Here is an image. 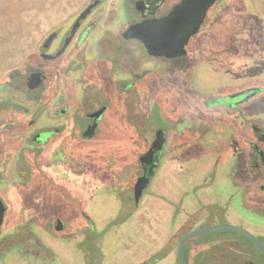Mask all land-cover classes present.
Returning <instances> with one entry per match:
<instances>
[{
    "label": "flooded vegetation",
    "instance_id": "1",
    "mask_svg": "<svg viewBox=\"0 0 264 264\" xmlns=\"http://www.w3.org/2000/svg\"><path fill=\"white\" fill-rule=\"evenodd\" d=\"M139 1L147 0H120L119 9L110 17L118 16L116 23L97 32L108 0H90L86 7L96 4L81 19L66 46L80 13L66 27L51 30L24 68L8 73L1 83L0 139L4 143L18 136L23 142L8 150L0 145V175H18L11 184L0 186L7 208L0 228V264L61 263L41 232L62 244L72 243L87 263L99 264L98 255L104 252L106 241L95 235L89 211L100 191L107 190L103 198L108 202L113 193L120 195L116 220L107 223L117 226V219L133 201L139 206L170 149L204 141L213 133H229L234 146L233 182L244 190L246 207L264 213V117H242L245 104L264 95V79L202 90L195 80L196 35L187 44L186 53L174 58L151 56L140 40L123 36L130 25L161 17L180 0H159L154 14H145L148 8L144 12L138 9ZM242 1L250 7L248 14L255 15L250 22L260 41L256 65L264 69V63L259 62L264 61V0H218L201 29L224 10L236 12ZM226 61L238 69L233 58ZM34 73L43 78L31 83ZM135 102L142 115L139 124L134 118ZM148 119L156 129L152 139L142 126ZM120 130L132 131L126 141L140 148L135 158L116 154V146L125 141L120 140ZM159 131L165 142L149 161L144 155ZM19 154L23 160L13 164ZM151 171L153 175L136 201V184L142 174L149 176ZM11 211V227L4 231ZM79 232L80 249L77 241L71 240ZM240 238L259 256L242 243L248 255L240 253L246 259L219 255L207 258L208 262L264 264V255L255 245ZM254 258L256 263L250 261Z\"/></svg>",
    "mask_w": 264,
    "mask_h": 264
},
{
    "label": "rangeland",
    "instance_id": "2",
    "mask_svg": "<svg viewBox=\"0 0 264 264\" xmlns=\"http://www.w3.org/2000/svg\"><path fill=\"white\" fill-rule=\"evenodd\" d=\"M89 1L90 0H0V11L3 12L2 14L4 19L9 20V18L13 17L22 24L20 28L21 32L17 38V40L19 39L18 43L21 45L27 44L29 46V50H31V53H29L27 56L24 65L28 63V58L31 56L33 49L41 45L43 39L51 30L63 28L69 25V20L78 15L86 7ZM105 7L107 13L106 16L100 20V25L97 32L106 26H112L116 23L118 16H115L114 18L110 17H112V12L119 9L120 0H108V2L105 4ZM249 8L250 7L242 1L241 4L236 6V12L224 10L211 19L208 24H206L198 34H196L195 43L197 46V64L195 67V80L197 86L201 87L202 90L210 92L211 90H216L221 85H226L229 83H241L257 78L264 79V69L256 65V58L258 55L257 53L260 49V41L257 37V32L254 30L255 28L253 24L250 22L253 21L252 18L255 15L253 13H251L252 15L248 14L250 10ZM219 25H225L227 28L217 31V27ZM230 58L234 59V67H237L239 70L230 67L232 64L226 61ZM259 62L264 63V61ZM24 65L22 66L23 68ZM7 75L8 73H6L0 80V87L1 83L7 79ZM134 104L133 112L136 114L134 118L139 124L140 118H138V116L141 117L142 115L139 112L140 110L138 108L137 102ZM254 116L264 117V95L255 98L244 106L242 117L246 119L252 118ZM231 118L235 120L233 117H228L229 120H231ZM142 122L146 123L142 124V126L145 127V132L150 137V139H152L156 129L149 123V119L147 121L143 120ZM225 134L228 136L224 151L227 153V159L221 161V170H211V172L206 175L208 181H210L208 182L209 184L205 185V187L209 189V192L213 196H215L217 193L223 194L221 197L222 201L219 202L220 204L217 207L202 205L198 209V212L200 213V216L201 213H203L202 219L204 221L209 219L216 225L229 223L228 221H244L247 224L242 227L260 237L261 241L264 243V238L259 235L255 229L257 225H264V213L250 210L243 204L244 190L240 188V186L234 184L231 173V159L234 152V146L231 142H229V133L226 132ZM131 135L132 131H123L120 140L125 139V141L120 143L121 145L116 146L117 155H126L131 158L136 157V150L138 147L126 141L127 139L131 138ZM22 142L23 139L18 136H11V138H8V140L4 143H2L0 139V145H4L3 150H8L9 147L19 148L20 143ZM174 150L175 149H170L167 155H171ZM176 153L178 152L173 154ZM167 157H165L164 160ZM22 158L23 157L20 154L15 156V159H13V164L14 162L17 163L18 161L23 160ZM215 173H217L216 177ZM17 176V174L13 173V176L10 175L9 178H6V176H2L1 174L0 186L3 184H11L17 178ZM152 187L153 183L145 191L143 197L145 195L154 194L152 192ZM104 194H108L107 190L100 191L98 194L100 197H98L97 203H95L96 205L89 211V214L95 221V235L99 234L98 236L106 241L104 245V252L98 255V263L128 264L129 261L133 260L132 256H136L137 253L143 254L147 249L150 248L151 244L149 243L151 241L148 239L150 235L148 234V228H146L147 225L142 223V225L139 226L138 223L132 222V215L138 209L137 208L135 211H133L135 207L134 201L132 205L133 207L131 206L130 209L126 210L122 215L119 216L116 221L117 226H112L110 223L107 225L110 219L116 220L115 217L118 215L120 195L118 192H116V194L113 193L110 196L108 202L105 201V198H103V196H106ZM195 196H197V194ZM189 197L190 195L188 193L183 195V199H187ZM181 204L182 200L181 203H174V206L176 208L177 206L181 207ZM130 213H132V215L126 219ZM178 215H180V212ZM11 217L12 211L10 212L9 218L5 223L4 231L10 229ZM172 223L173 225L175 223L174 217ZM194 223L195 220L190 218V220L188 219V221H186L185 226L188 227ZM107 230L108 232L106 233ZM225 232L231 231L192 237L187 242L186 246V254L188 255L187 258L189 263L193 264L190 258V251H193L195 244H197L199 241L205 243L207 257L209 256L215 259L219 255H225L228 259L244 260L245 257L243 258L240 252L237 253L236 251H229V248L233 247L236 241H240L247 248H251L252 246L247 245L240 238L242 235L238 232L232 231V235L216 236L217 234H224ZM180 234L181 231H175L174 234L168 238V240L161 247V250L159 249L160 251L156 254L158 259L154 258L155 256L153 255L149 257V260H152L151 264H180L177 251ZM41 235H43L48 240L49 237H47L44 232H41ZM50 239L53 240V242L50 243L55 244L59 250H56L61 259V263L58 264H89L86 262L85 257H83L81 253L73 250L72 243L62 244L61 242H58L52 238H49V240ZM130 239L135 245L131 242L130 248H125L124 245ZM71 240L77 241L78 249L83 246L81 232L76 234V236L71 238ZM84 244L86 245L87 243ZM252 248L251 250L254 249ZM111 250H114L115 253H111ZM204 253H202V255H204ZM254 253H256V256H259L258 251L255 249ZM63 255L69 256L68 260L66 259L65 261ZM250 261L256 263L255 258L251 259ZM147 262L148 260L143 264H147ZM7 264L16 263L10 261L7 262Z\"/></svg>",
    "mask_w": 264,
    "mask_h": 264
},
{
    "label": "crops",
    "instance_id": "3",
    "mask_svg": "<svg viewBox=\"0 0 264 264\" xmlns=\"http://www.w3.org/2000/svg\"><path fill=\"white\" fill-rule=\"evenodd\" d=\"M2 13L0 11V80L6 73L21 68L27 56L31 53L27 44L21 45L18 43L19 39L17 40V38L21 32L20 28L22 25L20 21L15 20L13 17L5 20ZM223 28H227V26L219 25L217 31ZM38 48L39 46L34 48L32 53L37 52ZM231 121L236 123L232 118ZM227 139L228 136L226 134H210L206 140L196 141L191 145L181 148L178 153L169 155L163 161L159 172L152 182V192L154 194L145 195L138 209L132 215V222L138 223L139 226L142 223L147 225L146 228H148V234L150 235L148 239L151 241L149 243L151 244L150 248L143 254L137 253L136 256H132L133 260L129 261L128 264H143L152 255L155 256L154 258H157L156 254L175 231H181L180 236L182 237L191 230L216 225L209 219L204 221L202 219L203 213L195 220L194 224L187 227L185 223L188 219L190 220L192 215L199 211L198 209L202 205L217 207L220 204L219 202L222 201L221 197L223 194L217 193L213 196L204 185L209 184L208 182L210 181H208L206 175L211 170H221V161L227 159V153L224 152ZM211 180L214 181L213 179ZM197 187L196 192L195 188ZM187 193L190 197L183 199V195ZM196 194L197 196H195ZM244 197L243 199L245 200ZM181 200L180 215L174 218L175 223L173 225V217L176 211L174 203L177 204ZM243 204L246 207L245 201H243ZM228 222L240 226L247 224L244 221ZM255 229L259 235L264 236V225H257ZM130 240L124 245L125 248L129 249L131 242L134 244ZM48 241L49 243L53 242L49 238ZM200 245L204 246L205 243L202 241L197 242L193 251H190V258L193 264L196 261L204 262L209 257L206 256L205 251V253L203 252L204 255L196 253V250H206V247H201ZM51 246L59 251L55 244L52 243ZM111 253H115V251L111 250ZM68 258L69 256H64L65 261Z\"/></svg>",
    "mask_w": 264,
    "mask_h": 264
},
{
    "label": "water",
    "instance_id": "4",
    "mask_svg": "<svg viewBox=\"0 0 264 264\" xmlns=\"http://www.w3.org/2000/svg\"><path fill=\"white\" fill-rule=\"evenodd\" d=\"M217 1L218 0H180L167 14L161 17L147 18L130 25L124 31L123 36L127 39L135 38L140 40L145 46L148 54L151 56L166 58L182 56L186 53V46L190 39L200 32L201 27L205 23L208 11ZM95 4L96 2L89 4L77 16V20L72 29V34L67 38L65 46L70 42L72 36L77 31L81 19L87 16ZM158 4L159 0L139 1L137 2V8L143 12L148 8L149 10L147 12L145 11V14L148 12L154 14ZM73 19H75V17ZM49 40H47V42ZM46 45L47 43L44 44V46ZM63 49L60 52H62ZM60 52L58 54H60ZM42 78L43 76L41 73H34L31 75V83L34 81L39 82ZM31 86L33 87V85ZM161 132L162 131H159L157 133L155 141L144 155L145 159L150 161L155 153L163 148L165 139L161 136ZM179 150L180 149L177 148L173 153L178 152ZM152 175V171L149 173V176H145V174L141 175L135 189L136 201H139L142 197L143 191L148 185L150 176ZM6 212L7 208L3 199L0 197V228L4 224ZM224 231L240 233L250 240L264 255V243L261 241L260 237L240 225L226 223L195 229L185 233L178 243L177 251L179 263L190 264L186 254V244L192 237L215 234ZM148 262L151 263L152 260H149Z\"/></svg>",
    "mask_w": 264,
    "mask_h": 264
},
{
    "label": "trees",
    "instance_id": "5",
    "mask_svg": "<svg viewBox=\"0 0 264 264\" xmlns=\"http://www.w3.org/2000/svg\"><path fill=\"white\" fill-rule=\"evenodd\" d=\"M31 57H32V55L28 58V60L29 59H31ZM21 69V68H20ZM119 133V134H118ZM118 135H121L122 136V133H123V130H120V131H118ZM139 147H138V149L136 150L137 152L139 151ZM205 186V185H204ZM198 189V187L197 188H195V191ZM181 203V202H180ZM137 207L138 206H136L135 208H134V210L133 211H135L136 209H137ZM180 212V206H177V208H176V211H175V216H174V218H176L177 216H178V213ZM132 215V213H130V215H128L127 216V218L126 219H128L130 216ZM199 216H200V213L199 212H197V213H195L194 215H192L190 218L191 219H193V220H197L198 218H199ZM233 234V232L231 231V232H225L224 234H217V235H232ZM216 235V236H217ZM213 236H215V235H213ZM176 237H177V235H176ZM179 237V236H178ZM242 237H243V239L244 240H246V241H248L250 244H252V242L250 241V240H248L246 237H244L243 235H242ZM263 238H264V236H262ZM180 238H181V236H180ZM179 238V239H180ZM261 239V238H260ZM235 242V241H234ZM233 242V243H234ZM235 244V245H234ZM233 245V247H230L229 249V251H239V252H241L242 254H244V255H248L247 254V252H246V250H245V247H244V245L241 243V242H235ZM253 245V244H252ZM186 246H187V244H186ZM254 246V245H253ZM247 249V248H246ZM204 252V249H202V250H196V253H198V254H202ZM205 252H206V250H205ZM186 253H187V249H186ZM188 256V255H187ZM208 260H210L209 259V257H208ZM208 260H206V261H204V262H198V261H196V263L195 264H210L209 262H208Z\"/></svg>",
    "mask_w": 264,
    "mask_h": 264
}]
</instances>
